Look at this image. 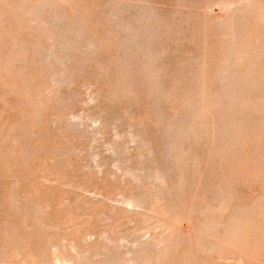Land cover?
Instances as JSON below:
<instances>
[{"label":"rangeland","instance_id":"1","mask_svg":"<svg viewBox=\"0 0 264 264\" xmlns=\"http://www.w3.org/2000/svg\"><path fill=\"white\" fill-rule=\"evenodd\" d=\"M0 264H264V0H0Z\"/></svg>","mask_w":264,"mask_h":264}]
</instances>
